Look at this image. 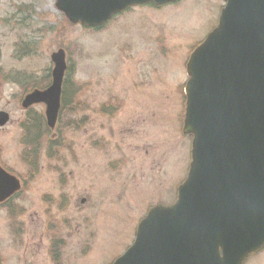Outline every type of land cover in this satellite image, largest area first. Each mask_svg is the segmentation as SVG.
Returning <instances> with one entry per match:
<instances>
[{
  "label": "rangeland",
  "instance_id": "1",
  "mask_svg": "<svg viewBox=\"0 0 264 264\" xmlns=\"http://www.w3.org/2000/svg\"><path fill=\"white\" fill-rule=\"evenodd\" d=\"M56 2L0 0V112L11 116L0 131V161L22 176L14 203L26 228L38 230L34 214H44L39 254L0 236L1 264H111L133 245L150 207L177 199L191 162V139L183 134L187 64L225 5L182 0L158 11L132 8L98 31L70 23ZM60 49L83 89L64 118L90 122L68 132L60 160L43 155L39 175L25 178L22 80L47 85L51 55ZM5 218L0 212V226Z\"/></svg>",
  "mask_w": 264,
  "mask_h": 264
},
{
  "label": "water",
  "instance_id": "2",
  "mask_svg": "<svg viewBox=\"0 0 264 264\" xmlns=\"http://www.w3.org/2000/svg\"><path fill=\"white\" fill-rule=\"evenodd\" d=\"M176 1L58 0L57 7L73 24L101 27L132 6ZM226 1L219 27L188 66L189 177L177 203L153 208L134 245L114 264H242L264 245V0ZM52 60L53 85L27 96L23 107L46 104L54 128L65 52ZM8 121L0 113V127ZM19 188L0 168V202Z\"/></svg>",
  "mask_w": 264,
  "mask_h": 264
},
{
  "label": "trees",
  "instance_id": "3",
  "mask_svg": "<svg viewBox=\"0 0 264 264\" xmlns=\"http://www.w3.org/2000/svg\"><path fill=\"white\" fill-rule=\"evenodd\" d=\"M24 55L26 54L24 53ZM36 81L37 80H32L31 84H34ZM22 82L26 83L25 91L29 90L28 80L24 78ZM44 86L45 85H38L35 88H43ZM81 90L82 87L78 88L76 84L73 83L71 78L67 77L63 88L62 119H60V124L66 119L63 118L64 114L72 112L75 107L78 106L76 96L78 91ZM25 131L26 136L23 140L24 145H26L24 161L29 167L30 171L38 172L43 146L47 148V153H49V156L52 158L53 146L56 144L60 145L64 137L62 136V138H59V140L56 141H52V139L48 138L47 135H49L50 130L45 123V119L41 115L34 117L28 116V120L25 125Z\"/></svg>",
  "mask_w": 264,
  "mask_h": 264
},
{
  "label": "flooded vegetation",
  "instance_id": "4",
  "mask_svg": "<svg viewBox=\"0 0 264 264\" xmlns=\"http://www.w3.org/2000/svg\"><path fill=\"white\" fill-rule=\"evenodd\" d=\"M0 166L9 174L13 175L9 169L6 168V166L0 161ZM16 176V175H15ZM17 179L20 181V184L22 186L21 189H23V182H22V176L17 175ZM25 178L28 177H34V174L32 172H26L24 174ZM36 177V176H35ZM20 193L14 195L11 200H7L3 203H0V212L5 213L10 218H5L4 224L0 227H4L5 229L0 233L1 237L11 236V239H14L15 243L18 245H23L27 247L30 251L34 252L35 254H39L38 246L40 242L42 241L44 231L42 229V224L44 221V214L41 211V214L39 212H36L34 216L38 219L40 225L37 230V227H35L32 231L28 230L26 228V225L24 222L26 220L23 217L24 215H20L21 207L14 203V199L18 197ZM21 218V219H20ZM52 242H50L51 245ZM55 245V242L53 240V246ZM37 246V247H36ZM3 247L2 242L0 241V264L1 259L3 256ZM56 247V245H55ZM54 260H58V253L53 254ZM243 264H264V246L257 251L256 253L250 255Z\"/></svg>",
  "mask_w": 264,
  "mask_h": 264
}]
</instances>
